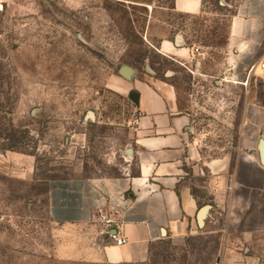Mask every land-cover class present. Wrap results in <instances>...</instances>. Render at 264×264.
Returning a JSON list of instances; mask_svg holds the SVG:
<instances>
[{"label": "rangeland", "instance_id": "1", "mask_svg": "<svg viewBox=\"0 0 264 264\" xmlns=\"http://www.w3.org/2000/svg\"><path fill=\"white\" fill-rule=\"evenodd\" d=\"M238 1L203 0L190 15L174 0H0V264H113L70 253L74 230L51 219L48 192L57 178L124 172L132 101L114 84L123 65L178 71L194 90L206 154L227 155L232 89L194 78L158 44L182 33L217 66ZM222 237L204 226L133 264H217Z\"/></svg>", "mask_w": 264, "mask_h": 264}, {"label": "crops", "instance_id": "2", "mask_svg": "<svg viewBox=\"0 0 264 264\" xmlns=\"http://www.w3.org/2000/svg\"><path fill=\"white\" fill-rule=\"evenodd\" d=\"M174 9L197 15L203 0H174ZM158 45L194 78L232 89V149L222 157L206 154L194 90L178 85V71L161 77L131 66L132 76L121 73L114 80L132 101L124 172L57 178L48 192L49 215L74 230L70 253L92 262L141 263L156 245L206 226L223 232L218 264H264V0L238 1L215 67L182 33ZM206 204L210 209L200 226L198 211ZM103 215L113 220L110 226L100 221ZM111 230L128 242L116 244Z\"/></svg>", "mask_w": 264, "mask_h": 264}, {"label": "water", "instance_id": "3", "mask_svg": "<svg viewBox=\"0 0 264 264\" xmlns=\"http://www.w3.org/2000/svg\"><path fill=\"white\" fill-rule=\"evenodd\" d=\"M133 71L135 70L130 66L128 67V65H123L120 70V72L126 77L132 76V74L134 73ZM260 154L262 161H264V140H262L260 144ZM209 209H210L209 204H206L199 209L197 219H198V224L200 226L204 225L205 218L208 214Z\"/></svg>", "mask_w": 264, "mask_h": 264}, {"label": "built area", "instance_id": "4", "mask_svg": "<svg viewBox=\"0 0 264 264\" xmlns=\"http://www.w3.org/2000/svg\"><path fill=\"white\" fill-rule=\"evenodd\" d=\"M260 65V69H261V75L264 78V57L261 58V61L259 62ZM100 221L108 226H110L113 222V220L108 217V216H100ZM109 232V236L110 238L118 245H123L126 244L128 242V238L119 233V232H115V231H108ZM218 264V262H217Z\"/></svg>", "mask_w": 264, "mask_h": 264}]
</instances>
